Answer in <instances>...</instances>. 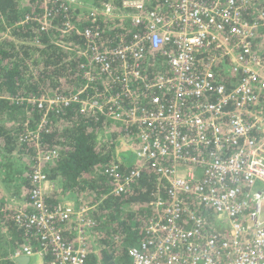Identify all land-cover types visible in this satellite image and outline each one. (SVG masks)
Here are the masks:
<instances>
[{"label": "built area", "instance_id": "obj_1", "mask_svg": "<svg viewBox=\"0 0 264 264\" xmlns=\"http://www.w3.org/2000/svg\"><path fill=\"white\" fill-rule=\"evenodd\" d=\"M37 3L44 12L27 14L18 24L35 19L44 32L82 34L83 46L56 43L85 58L83 84L69 94L17 99L37 106L40 116L25 123L19 138L34 147L31 188L21 202L0 200V214L11 212L27 236L11 259L87 264L95 256L101 264L90 214L95 205L85 197L77 198L80 204H50L45 190L51 181L45 167L60 157L58 147L43 143L50 113L78 104L83 113L103 114L130 129L118 140L128 141L136 162L123 173L117 156L105 169L114 183L111 193L128 192L146 164L167 187L150 202L155 216L145 225L146 237L128 248L131 264H264V181L252 180L264 178V143L257 140L264 116L256 109L264 94V0H168L151 8L150 0L118 6L99 0L93 4L98 14L90 12L86 23L92 24L84 26L72 0ZM118 8L124 15L114 14ZM116 26L124 27L118 43L110 37ZM200 52L208 54L202 66ZM159 62L164 72L150 78L148 66ZM250 106L258 118H247ZM242 181L254 183L250 193ZM243 224L249 232L244 237Z\"/></svg>", "mask_w": 264, "mask_h": 264}, {"label": "trees", "instance_id": "obj_2", "mask_svg": "<svg viewBox=\"0 0 264 264\" xmlns=\"http://www.w3.org/2000/svg\"><path fill=\"white\" fill-rule=\"evenodd\" d=\"M37 1L28 0L23 5L21 0H0V169L4 178L21 184L28 191L34 147L29 142L20 144L19 138L27 121L32 124L38 121L40 111L27 100L17 99L44 93L76 92L83 84L81 64L85 58L61 47L56 40L63 39L76 46L86 44L85 37L75 31L69 34H61L57 29L44 32L35 19L18 24L27 14L35 16L44 12V6ZM117 1L122 4V0ZM166 1L150 0L149 7L161 6ZM96 24L105 26L103 22ZM121 34L124 27L116 26L110 37L118 43ZM207 55L206 52L197 55L199 66L204 64ZM158 65L148 67L149 77L157 71L164 72L163 65L160 62ZM88 94L92 95L93 90H88ZM256 109L264 116V94ZM48 128L43 134V143L46 147H58L60 157L45 168L50 179L62 185V192H71L78 198L86 196L95 204L91 215L96 220L101 264H131L128 248L146 237L145 225L155 216L150 202L164 193L165 181H161L164 185L161 187L158 174L146 164L128 192L111 193L114 183L105 169L117 158V146L122 144L118 139L130 134V129L121 122L109 120L103 114L83 113L78 104H72L51 112ZM129 163L120 162L121 172L134 168V164L127 168ZM2 194L0 189V200ZM48 200L50 204L61 201V193L52 192ZM0 231L13 238L9 244L0 238V264H16L9 254L27 236L13 220L11 212L0 214ZM87 264H99L97 257H89Z\"/></svg>", "mask_w": 264, "mask_h": 264}, {"label": "rangeland", "instance_id": "obj_3", "mask_svg": "<svg viewBox=\"0 0 264 264\" xmlns=\"http://www.w3.org/2000/svg\"><path fill=\"white\" fill-rule=\"evenodd\" d=\"M28 0H21V2L23 3V5L27 2ZM30 1V0H29ZM92 0H72V4L75 8V10L77 11V13L79 14V20L81 23H86V22H89L92 18H91V15H90V12L91 13H95V14H98L97 12L93 11V4L91 2ZM111 2H113L114 4L116 3L117 6L120 5L119 2L117 0H110ZM122 3H124V0L121 1ZM31 4V3H30ZM37 4V3H36ZM116 12H120L119 14H122L124 15V9H119L117 11L114 12L115 15H117ZM113 21V20H112ZM3 34L5 36H8L7 35V32H3ZM128 142V141H127ZM124 143H122L123 145ZM121 146V145H120ZM134 158V156H133ZM131 158V159H133ZM20 162V160H18ZM136 162V157L134 159V161H131L129 163L128 166H126L127 168L131 167V164H134ZM0 189L2 190V196L4 198V201H7V202H10L12 204V202H21L23 201V194H27L28 192V189H25L24 186L21 187V184L19 183H13L12 181H10V179L8 178H4V173H3V170L0 169ZM14 200V201H13ZM78 203L77 204H80L79 202V199H77ZM81 206V205H79ZM206 220L213 223V220L212 217H208L206 216ZM223 226V225H222ZM222 226L221 227H215L216 229L220 230L222 229ZM2 230V229H1ZM4 238L8 241L7 244L11 243V241L13 242V238H10V236H8L6 233L4 232H1L0 231V238ZM19 246V245H18ZM18 247H16L14 250L12 249L11 250V253L9 254V258L11 259V254L17 249ZM11 249V248H10ZM38 259V258H37ZM36 259V260H37ZM35 260V261H36ZM103 263V262H102ZM104 264V263H103Z\"/></svg>", "mask_w": 264, "mask_h": 264}, {"label": "crops", "instance_id": "obj_4", "mask_svg": "<svg viewBox=\"0 0 264 264\" xmlns=\"http://www.w3.org/2000/svg\"><path fill=\"white\" fill-rule=\"evenodd\" d=\"M92 1L91 2L93 4V3H95L96 1H99V0H92ZM130 146L131 145L129 143L124 141V144L121 145L118 148V150H117V156L120 159H122L125 163H129L131 161H134V159H135V155L131 151V147ZM133 156H134V158H133ZM131 158H133V159H131ZM58 182H60V181H58ZM45 190L47 192V195H50L54 191H58V192L61 193L62 200H66V201H69V202L77 201V198H78L76 195L72 194L71 192H68V191L62 192V190H63L62 189V185L58 184L57 182H55L53 180H51L50 182L45 184ZM1 192H2V190H1ZM83 197L88 199V197H86V196H83ZM2 198H3V196H2ZM92 210L90 211V214H91ZM8 236H10V235H8ZM29 264H42V260L41 259L40 260L37 259L36 261L35 260H33V261L31 260V263H29Z\"/></svg>", "mask_w": 264, "mask_h": 264}, {"label": "bare ground", "instance_id": "obj_5", "mask_svg": "<svg viewBox=\"0 0 264 264\" xmlns=\"http://www.w3.org/2000/svg\"><path fill=\"white\" fill-rule=\"evenodd\" d=\"M219 51H220V49H214V53H216L217 54V57L219 58V60L220 61H222L223 59L222 58H220V56H219ZM161 63V62H160ZM160 65V64H159ZM149 67V66H148ZM148 72V71H147ZM157 72H160V71H157ZM157 72H155L153 75H151V77L150 78H153L154 76H155V74H157ZM162 73V72H161ZM149 74V73H148ZM248 110H250V112H251V114H249V115H247V118L248 119H256V118H258V114H257V112L256 113H253V109H252V107L250 106L249 107V109ZM260 113V112H259ZM193 131H196V129H193ZM249 139H251V135H249ZM257 140L260 142V143H264V131H262V132H260V134L257 136ZM247 144H249V143H247ZM241 169V164L240 163H237V164H235L234 165V172H235V174H237L238 173V171ZM252 180L253 181H258L259 183L260 182H263L264 181V178L263 177H259V176H253L252 177ZM241 187L242 188H244L245 190H246V192L247 193H250V190H252L253 188H254V183L252 182V181H249V182H243L242 181V185H241ZM256 194H257V196H259V194H260V188H257L256 189ZM206 216L207 215H210L211 217L213 216V214H205ZM215 217V216H214ZM238 218H239V216H238ZM244 226H246V224H243V225H241V227H239V229H240V234H241V236L242 237H244L246 234H248L249 232L248 231H246L245 229H244ZM246 233V234H245ZM232 257H235V258H237V256H236V254H232ZM235 264H238V263H235Z\"/></svg>", "mask_w": 264, "mask_h": 264}, {"label": "water", "instance_id": "obj_6", "mask_svg": "<svg viewBox=\"0 0 264 264\" xmlns=\"http://www.w3.org/2000/svg\"><path fill=\"white\" fill-rule=\"evenodd\" d=\"M31 260H32L31 257L27 256V255H23V256H20V257L16 258V261L19 264H29L31 262Z\"/></svg>", "mask_w": 264, "mask_h": 264}, {"label": "flooded vegetation", "instance_id": "obj_7", "mask_svg": "<svg viewBox=\"0 0 264 264\" xmlns=\"http://www.w3.org/2000/svg\"><path fill=\"white\" fill-rule=\"evenodd\" d=\"M90 202V201H89ZM90 204L93 206V205H95L93 202H90Z\"/></svg>", "mask_w": 264, "mask_h": 264}]
</instances>
